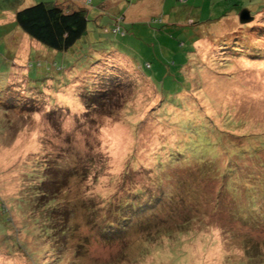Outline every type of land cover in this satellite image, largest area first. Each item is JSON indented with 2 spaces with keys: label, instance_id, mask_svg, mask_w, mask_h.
I'll return each instance as SVG.
<instances>
[{
  "label": "rangeland",
  "instance_id": "obj_1",
  "mask_svg": "<svg viewBox=\"0 0 264 264\" xmlns=\"http://www.w3.org/2000/svg\"><path fill=\"white\" fill-rule=\"evenodd\" d=\"M40 2L86 7L88 35H26ZM262 9L0 0V264H264Z\"/></svg>",
  "mask_w": 264,
  "mask_h": 264
},
{
  "label": "trees",
  "instance_id": "obj_2",
  "mask_svg": "<svg viewBox=\"0 0 264 264\" xmlns=\"http://www.w3.org/2000/svg\"><path fill=\"white\" fill-rule=\"evenodd\" d=\"M264 12V9H262ZM262 10L251 13L254 16ZM247 11V10H246ZM243 12V15L246 13ZM88 10L86 7L76 6L75 3L64 6L52 2H40L29 7L20 9L15 14L17 26L29 37L56 52H67L89 33ZM160 22V20H158ZM243 23V22H242ZM115 33L120 30L114 29ZM122 34L125 33L122 31ZM200 38H197L198 40ZM110 67V66H109ZM150 67V65H148ZM109 86L97 91H88L83 95V101L87 110L99 107L104 101L111 100V92L119 86ZM137 196V194H136ZM139 196V195H138ZM139 200L141 197H138ZM139 210L143 211L150 206V200L137 202ZM134 205V202L132 203ZM156 204H153L154 207ZM124 221H126L124 219ZM127 227V226H126ZM124 227V229H126Z\"/></svg>",
  "mask_w": 264,
  "mask_h": 264
},
{
  "label": "water",
  "instance_id": "obj_3",
  "mask_svg": "<svg viewBox=\"0 0 264 264\" xmlns=\"http://www.w3.org/2000/svg\"><path fill=\"white\" fill-rule=\"evenodd\" d=\"M247 15H248V13H245V14L242 16V18H243V19H246V18H247Z\"/></svg>",
  "mask_w": 264,
  "mask_h": 264
}]
</instances>
